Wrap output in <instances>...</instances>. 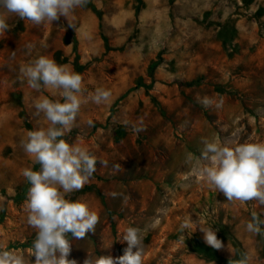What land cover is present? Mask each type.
Here are the masks:
<instances>
[{"label":"rangeland","instance_id":"obj_1","mask_svg":"<svg viewBox=\"0 0 264 264\" xmlns=\"http://www.w3.org/2000/svg\"><path fill=\"white\" fill-rule=\"evenodd\" d=\"M68 19L75 28L64 17L38 26L12 15L0 35V250L34 264L22 171L39 166L20 142L47 126L34 100H63L28 87L19 68L45 55L81 74L85 94L111 92L99 105L83 104L63 137L98 160L89 183L66 197L100 216L84 239L68 235L69 259L123 255L122 235L133 226L141 229L143 264H221L200 254L212 248L200 226L216 231L222 258L240 250L249 264H264V236L246 230L252 211L264 219V207L229 203L184 163L189 152L201 155V138L264 142V0H89ZM205 96L222 107L205 109L197 103ZM191 220L199 225L182 232Z\"/></svg>","mask_w":264,"mask_h":264},{"label":"clouds","instance_id":"obj_2","mask_svg":"<svg viewBox=\"0 0 264 264\" xmlns=\"http://www.w3.org/2000/svg\"><path fill=\"white\" fill-rule=\"evenodd\" d=\"M89 0H0V35L10 31L8 18L12 15L34 25L53 24L61 17L68 21L69 27L75 24L69 16L76 9L83 8ZM31 54L34 45H28ZM19 74L22 82L36 92L50 90V99L42 96L33 102L34 115L47 121L46 127L28 131L20 144L24 153L31 158L32 167L23 169L22 175L29 183L24 202L28 212L27 223L36 230L32 244L34 264H77L69 259L72 244L69 234L81 240L89 232H94L100 222L99 214L92 210L87 202L66 198L75 191L82 190L96 172L97 157L80 143H69L63 137L75 125L83 104L89 101L99 105L111 96L104 88L85 94L83 77L68 65L57 64L54 59L39 55L26 65H21ZM205 109H219L223 101H214L207 96L197 98ZM91 123V122H89ZM134 132L143 128L132 126ZM201 155L195 157L187 153L184 163L198 171L203 179L215 191H220L229 203L256 202L264 207V142L239 143L230 140L221 143L215 136L201 138ZM107 166V161H100ZM114 171H121L120 164L113 165ZM117 195L113 193V196ZM190 224L197 227V222L186 221L181 224V231ZM199 225V224H198ZM207 245L216 250L224 248L212 228L200 227ZM249 233L264 236V219L256 211L251 212V220L246 224ZM121 242L127 247L118 257L87 255L83 264H143L144 245L141 229L129 226L122 235ZM228 251L229 248H228ZM251 257L229 264H249ZM0 264H25L24 257L10 250H0Z\"/></svg>","mask_w":264,"mask_h":264},{"label":"trees","instance_id":"obj_3","mask_svg":"<svg viewBox=\"0 0 264 264\" xmlns=\"http://www.w3.org/2000/svg\"><path fill=\"white\" fill-rule=\"evenodd\" d=\"M198 84V82H190V83H186L185 86L188 87V88H192L194 86H196ZM199 252L200 254H202L204 257L212 260V261H216L218 263H221V264H229V261L231 260L232 262L236 261V260H239L242 258V255H241V251L239 250L237 252V256L233 259H225V258H222L220 256V254L214 250L213 248H210V247H206V246H201L199 247Z\"/></svg>","mask_w":264,"mask_h":264}]
</instances>
